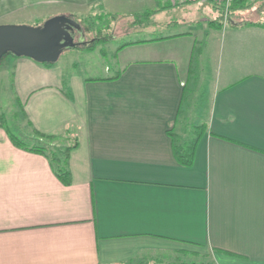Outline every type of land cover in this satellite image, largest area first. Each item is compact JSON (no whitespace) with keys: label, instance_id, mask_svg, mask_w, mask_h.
<instances>
[{"label":"crops","instance_id":"1","mask_svg":"<svg viewBox=\"0 0 264 264\" xmlns=\"http://www.w3.org/2000/svg\"><path fill=\"white\" fill-rule=\"evenodd\" d=\"M96 1L0 0V25L9 12ZM128 1L194 13L118 47L119 70L69 89L18 56L24 121L75 145L72 182L13 143L0 108V264H264V27L218 25L209 1ZM199 133L185 165L175 147Z\"/></svg>","mask_w":264,"mask_h":264},{"label":"rangeland","instance_id":"2","mask_svg":"<svg viewBox=\"0 0 264 264\" xmlns=\"http://www.w3.org/2000/svg\"><path fill=\"white\" fill-rule=\"evenodd\" d=\"M98 2H93L88 7L80 9L76 7L75 10L73 8L69 11L63 10L67 8L63 5L44 4L38 8H32V15L33 17H38L36 18L38 20H34L31 16L28 18V15L22 17V15L13 12L8 14L15 16L13 17L15 21L12 22L17 25H42L47 19L56 15H66L78 23L80 32L84 36L83 42L85 43L75 48L65 49L56 62L42 63L44 67L53 69L59 74L64 81V87L67 89L80 79L101 77L119 70L116 57L118 47L130 41L144 39L146 30L165 26L166 22L181 18L182 15L189 16L194 13V11H181L179 7L158 9L153 3H145L144 5L130 4L128 0H100ZM192 2L197 5L208 3L206 1L188 0L178 3L168 1L167 4L178 6ZM249 3L252 4L249 5ZM244 6L233 11L227 20L225 17L220 16L213 22L218 25H227L230 21H243L244 23L263 26L264 0H249V2H245ZM202 11L199 9V13ZM219 15H223L221 11ZM16 20H21V22ZM18 58V56L10 52L0 61V108L3 112L2 114H4V122L11 132L25 143L41 145L49 152L53 151L61 155L67 148L66 141L50 139L38 134L35 136L32 134L27 122L24 121V109L17 99L14 88ZM209 79L210 77L208 76L206 82ZM201 95H204L206 101V91H202ZM204 107L205 103L200 109L203 114L205 111ZM193 136L189 135L188 138L192 139ZM61 157L63 158L64 155H61Z\"/></svg>","mask_w":264,"mask_h":264},{"label":"water","instance_id":"3","mask_svg":"<svg viewBox=\"0 0 264 264\" xmlns=\"http://www.w3.org/2000/svg\"><path fill=\"white\" fill-rule=\"evenodd\" d=\"M79 25L66 15H56L42 25H0V61L7 53L27 56L40 63L56 62L67 48L79 46L72 32Z\"/></svg>","mask_w":264,"mask_h":264},{"label":"trees","instance_id":"4","mask_svg":"<svg viewBox=\"0 0 264 264\" xmlns=\"http://www.w3.org/2000/svg\"><path fill=\"white\" fill-rule=\"evenodd\" d=\"M246 1L249 2V0H234L233 4L231 6V10H230L229 15H231L232 12L235 11L236 9H241V8L245 7L244 4ZM251 4L252 3H249V5H251ZM254 4H256V3H254ZM215 6L223 14L221 16L224 17V11H223L222 7L219 5H216V4H215ZM127 44H129V43H126L123 46H126ZM123 46H120V47H123ZM37 134L40 136L48 137L50 139H55V136H53V135H44L43 133H40L38 131H37ZM200 135H201V133H199V135H197V138L194 140V142L189 144V145H186V146L182 145V146H176L175 147L176 156H177L178 160L180 162H182L183 164L189 165L192 163L193 158H194V154H195L196 144H197V141H198V138ZM10 137H11V140L13 141V143L20 148L30 149L31 151L46 154L49 157L50 162H51V164L54 168V171H55L56 175L58 176V178H60V180L64 184H70L72 182V174L69 170V154H70L71 149L75 145L67 147L61 153V155H64V157L62 158L61 155H58V153H55L53 151L49 152L45 147H43L41 145L30 146L29 144L25 143L22 139H20L16 135H14L12 132L10 133ZM191 264H197V263L194 262ZM207 264H209V263H207Z\"/></svg>","mask_w":264,"mask_h":264},{"label":"built area","instance_id":"5","mask_svg":"<svg viewBox=\"0 0 264 264\" xmlns=\"http://www.w3.org/2000/svg\"><path fill=\"white\" fill-rule=\"evenodd\" d=\"M172 3H178V2H185L188 0H168ZM197 1H209V2H213L216 5H219L222 7L223 11H224V17L226 18V20L228 19V16L230 14V10H231V6L234 2V0H197Z\"/></svg>","mask_w":264,"mask_h":264},{"label":"flooded vegetation","instance_id":"6","mask_svg":"<svg viewBox=\"0 0 264 264\" xmlns=\"http://www.w3.org/2000/svg\"><path fill=\"white\" fill-rule=\"evenodd\" d=\"M73 36L75 37V41L79 42L81 44H84L85 42H83L84 36L81 34L80 30L78 29H74L72 32Z\"/></svg>","mask_w":264,"mask_h":264}]
</instances>
